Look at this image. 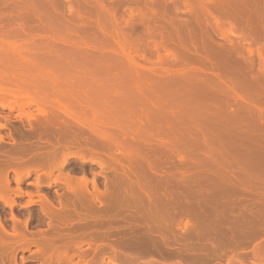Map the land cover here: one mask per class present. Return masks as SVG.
Masks as SVG:
<instances>
[{
    "label": "rangeland",
    "instance_id": "rangeland-1",
    "mask_svg": "<svg viewBox=\"0 0 264 264\" xmlns=\"http://www.w3.org/2000/svg\"><path fill=\"white\" fill-rule=\"evenodd\" d=\"M3 68L0 264H264V0H0Z\"/></svg>",
    "mask_w": 264,
    "mask_h": 264
},
{
    "label": "bare ground",
    "instance_id": "bare-ground-1",
    "mask_svg": "<svg viewBox=\"0 0 264 264\" xmlns=\"http://www.w3.org/2000/svg\"><path fill=\"white\" fill-rule=\"evenodd\" d=\"M34 63H35V64L37 63V65H38V62H34ZM30 64H33V63H32V61H31V62H29V64H28V65H29V67H27L26 69H28V68H29L30 70H31V69H38V68H34V67L32 68V66H34V65H31V67H30ZM1 67H2V66H1ZM18 67H21V66H18ZM38 67H39V66H38ZM8 68H9V67H8ZM8 68L6 67V71H7V72H11V69H12V68H9V69H8ZM14 68L16 69V68H17V66H16V67H15V66H13V69H12V70H14V71H15V74H17V72H19V71H17V72H16V70H17V69H18V70H20V71L24 70V68H23V67H22L23 69H22V68H20V69H19V68H17L16 70H15ZM26 69H25V70H26ZM29 69H28V70H29ZM2 70H5V69H4V68H3V69H0V71H2ZM6 71H4V72H6ZM14 71H13V73H14ZM38 71H39V69H38ZM38 71H37V72H38ZM19 73H20V72H19ZM2 90H3V89H2ZM2 90L0 89V91H2ZM2 94H3V92H2Z\"/></svg>",
    "mask_w": 264,
    "mask_h": 264
}]
</instances>
